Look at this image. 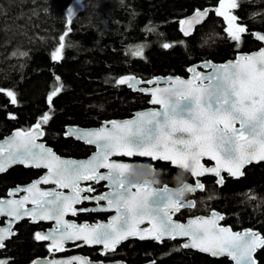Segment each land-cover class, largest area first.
<instances>
[{"label": "snow or ice", "instance_id": "snow-or-ice-1", "mask_svg": "<svg viewBox=\"0 0 264 264\" xmlns=\"http://www.w3.org/2000/svg\"><path fill=\"white\" fill-rule=\"evenodd\" d=\"M239 6L238 0H218V6L195 10L193 15L181 20V32L190 36L195 26L201 24L210 12L222 17L227 27V37L237 45L248 29L238 23L232 9ZM72 11L69 9V23ZM69 28L59 36V45L51 53V59H63L67 47ZM255 40L264 43V34L252 33ZM164 43L163 48L173 47ZM27 55V53H20ZM132 55L143 57V45L137 46ZM210 69L200 72L198 68ZM189 79L169 78L164 87L139 88L141 83L153 85L159 81H142L134 76H124L115 81L117 86L127 85L136 91L151 95L150 103L159 109L141 111L134 118L110 121L98 129L80 130L69 128L67 135H75L85 143L96 146V152L88 160L62 159L51 148L37 143L44 135L42 126L51 119L45 113L28 130H17L11 138L0 143V173L15 164L43 168L47 173L27 187H17L8 192L9 197L26 193L19 199H0V217H8L0 226V250L5 241L15 235L13 225L25 217L33 223L54 221L47 233L36 232L37 241H51L50 253L64 251L66 242H82L83 245H102L101 255L115 252L118 245L131 237L140 240H164L187 238L184 248H196L212 256H227L233 264H260L256 253L264 250V234L247 229L233 232L219 221L224 217L213 211L210 216L193 217L187 223H179L173 216L182 208H195L196 201L185 197L203 192L206 185L200 180L205 175H214L216 183L224 184L223 171L234 178L244 175L245 165L264 161V47L252 54L239 55L235 61L216 65L205 62L189 67ZM60 80L59 76L55 77ZM63 86L54 87L47 97L51 108ZM10 102L17 104L16 93L0 88ZM9 119H16L9 114ZM114 156L150 157L152 161H169L181 171L176 179L179 186L154 187L157 180L143 183L130 182L131 177L147 171L156 176L150 164L118 162ZM215 161L207 167L202 159ZM106 171H101V170ZM190 173V184L185 174ZM106 182L103 193H97L92 183ZM54 184L53 190H42L41 184ZM82 183L84 186H82ZM67 189V193L61 191ZM92 193L94 195H87ZM84 201H95L99 207L77 208ZM103 201L105 204H100ZM31 204L28 208L26 205ZM114 211L106 223L76 224L65 217L78 212ZM148 222L149 228L140 225ZM77 246H81L77 244ZM0 264H12L11 258L0 257ZM33 264H40L33 261ZM46 264H94L84 257L49 259ZM102 264V262H101ZM155 264V262H153Z\"/></svg>", "mask_w": 264, "mask_h": 264}, {"label": "trees", "instance_id": "trees-1", "mask_svg": "<svg viewBox=\"0 0 264 264\" xmlns=\"http://www.w3.org/2000/svg\"><path fill=\"white\" fill-rule=\"evenodd\" d=\"M74 1L82 11L69 23L65 10ZM238 3L233 14L248 29L239 45L227 37L225 22L214 11L190 36L180 30L179 22L186 16L214 8L218 0H0V88L14 91L17 98L13 105L0 93V139L17 128L28 130L47 112L51 119L42 126L46 143L61 155L86 156L88 147L63 137L66 126L95 127L130 117L147 106L145 96L116 85L120 77H185L186 69L198 62H224L238 52L260 48L252 33L264 34V0ZM69 28L63 59L54 62L51 53ZM164 43L174 46L165 49ZM140 45L143 57L132 55ZM61 85L50 108L47 97ZM9 114L16 119H9ZM178 172L162 170L160 176L171 182ZM30 173L14 170L0 176V197ZM204 195L206 211L222 213L223 223L233 230L251 228L264 234V162L247 167L240 179L226 178L221 187L206 178ZM32 232L33 226L20 223L0 257L11 258L12 264H31L42 257L43 247ZM78 252L98 257L87 249ZM256 256L264 264V250ZM109 258L129 264H231L226 258L212 259L171 241L124 243Z\"/></svg>", "mask_w": 264, "mask_h": 264}, {"label": "flooded vegetation", "instance_id": "flooded-vegetation-1", "mask_svg": "<svg viewBox=\"0 0 264 264\" xmlns=\"http://www.w3.org/2000/svg\"><path fill=\"white\" fill-rule=\"evenodd\" d=\"M146 98H147V102H148V97H146ZM147 107H148V104H147V106L145 108H147ZM142 109H144V108H142ZM44 136H45V134H44ZM63 137L65 138L64 133H63ZM66 139H70V138H66ZM44 142L46 143L45 140H44ZM80 144H82V143H80ZM46 145L49 146V147H51L47 143H46ZM82 145H84V144H82ZM84 146L85 147H88L86 145H84ZM88 148H89V151L86 154V156H79V157L69 156V155L68 156L67 155H61V154L57 153L53 148L52 149L59 156H62V157H70V158H75V159H82V158L88 157L93 152V149L91 147H88ZM125 162H136V163H141V164H150V165H152L155 168V170H156V176L155 177H153L147 171H143V172L137 173V175H135V176L138 178V182H136V183H143L145 180H157L158 183H155L153 185L154 187H157V188H161V187H164L165 185H167L169 188H173L174 189V188H176V187L179 186L178 181H177L176 178H172L171 182H166L160 176L162 174L161 173L162 170H165V171H169V170H172V169L179 170L178 168L171 166L170 163H166V162H162V161H152V160H146V159H138V158H133V159L128 160V161H125ZM203 163H204L205 166L210 165V163H208L206 161H204ZM14 170H16V171H27V170H31L33 173L32 174L30 173V176H28V178L25 179V180H23L22 182L17 183L15 185L7 188L6 191H5L4 196H1V197L7 196V192L10 189L17 188L18 186L19 187H23V186H26L28 184H31L34 181L40 179L46 173V170H44V169H33V168H25L23 166H15V167L9 169L8 171H6L4 174H2L0 176H3L7 172H11V171H14ZM101 171H104V170H101ZM179 171H181V170H179ZM223 177H224V181H225L226 178H228L226 175H223ZM185 178L187 179V182L190 183V184H193L195 182L194 179L191 177L190 173H186L185 174ZM206 178L212 179L214 181V183L216 184V178H213V177H210V176H206V177L200 178V180L205 185H206ZM89 183H92V186L96 188L97 193H103V192H105L107 190L105 188L106 182H103L102 181L99 184H95L94 182H89ZM82 186H84V184H82ZM39 187L42 190H51L53 188H56V186L54 184H51V183L50 184H41V185H39ZM61 191H64L65 193H67L68 190L67 189H62ZM205 191H203V192H197V193H194V194L187 195L185 197V199L195 200L196 201V207L195 208H182L180 210V212L176 213L173 216V219L175 221L185 222L186 219L187 218H190V217H194V216H206V215H208L210 213V211H212V210L206 211V208H205V205H204V203L206 201V196L204 195ZM21 195H22V193H19L15 197H19ZM87 195H94V194L89 193ZM100 204H105V202L101 201ZM76 207L77 208L93 209V208H98L99 205L95 201H84L82 204L76 205ZM114 214H115L114 211H98L97 210V211H88V212H78V214L76 216H72V215L69 214V215H67L65 217V219H67V220H69L71 222H74V223H76L78 225L79 224H82V223L95 224V223H98V222H106V221H108L109 218L111 216H113ZM223 217H224V215H223ZM223 220H222V224H224L223 223ZM3 222H4V219L1 218L0 219V225L3 224ZM22 222H27L29 225L33 226V232H32L33 233L32 234L33 235V238H34V234L36 232L47 233L48 231H50L54 227V222H48V223L38 222V223H35V224L30 223L28 220H24ZM18 225H16L15 228H14L15 235H16V227ZM224 225H226V224H224ZM145 226L146 225H142L141 228H144ZM8 241H6L5 243H7ZM35 241L38 242L39 244H41L42 247H43V250H44L43 256L42 257H37V258H43V257H48V258H53V257H68V256H72V255H74L76 253L82 254V253H80L78 251L81 250V249H87L89 251H92V254L98 256V257L93 258L90 255H85V256H88L91 260H95V261H118V260H122V259H117V258H109L112 253H108L106 256L100 255V253H99L100 247L89 248V247H85L84 246L82 248H78L77 244H80V242H75V243H68V242H66L65 245H64V248H65L64 251L50 253L49 250H48V245L51 243V241H37L36 239H35ZM134 241H137V240H130V241H127L126 243H130V242H134ZM165 241H170V240H165ZM138 242H142V241H138ZM151 242H153V241H151ZM171 242H177L180 245V247L182 248L180 241H171ZM153 243H155V242H153ZM155 244H158V243H155ZM184 250H186V249H184ZM82 255H84V254H82ZM1 257H3V256H1ZM122 261H124V260H122ZM124 262H126V261H124ZM144 263H146V262H144ZM127 264H129V263H127ZM138 264H142V263H138Z\"/></svg>", "mask_w": 264, "mask_h": 264}, {"label": "water", "instance_id": "water-1", "mask_svg": "<svg viewBox=\"0 0 264 264\" xmlns=\"http://www.w3.org/2000/svg\"><path fill=\"white\" fill-rule=\"evenodd\" d=\"M69 9H71V11H72V16H71V19H72V18H74L75 16H77V15L82 11V5H81L80 3H78V2H76V1L72 2V3L67 7V9L65 10V14H66L67 18L69 17ZM204 9H205V8H204ZM199 10H203V9H199ZM193 13H194V12H193ZM193 13H191V14L188 15V16H186L183 20L190 18V17L193 15ZM68 19H69V18H68ZM206 19H207V18H206ZM206 19H205V20H206ZM205 20H204L201 24L196 25L195 28L201 26V25L205 22ZM180 29H181V25H180ZM192 32H193V31H192ZM254 33H261V32H254ZM261 34H263V33H261ZM253 38H254V36H253ZM254 40H255V39H254ZM255 41H257V42L260 44V48L264 47V43H262V42H260V41H258V40H255ZM260 48H259V49H260ZM259 49L255 50V51H252V52H238V53L235 54V56H234L233 58L228 59V60H226V61H224V62L216 63V62H213V61H211V60H204V61L198 62V63H196V64H193V65H191V66H189V67H194V66H197V65H203L205 62H211V63L216 64V65L226 64V63H228L229 61H235L236 58H237L239 55L252 54V53L258 51ZM189 67H188V68H189ZM188 68H187V69H188ZM187 69H186L187 75H186L185 77H184V76H180V75L155 76V77H153V78H151V79H149V80H153V81H157V80H158V81H159L158 84L148 85V84L141 83L138 87H139V88L164 87V86H166L165 81H167L169 78H175V77H180V78H182V79H189V78L191 77V73H189V72L187 71ZM209 70H210V69H205V68H202V67H201V68H198V71H200V72H202V73H203V72H207V71H209ZM125 76H133V75H125ZM122 77H124V76H122ZM134 77H135V76H134ZM120 78H121V77H120ZM136 78H137V77H136ZM137 79L141 80L140 78H137ZM142 81H148V80H142ZM122 86H124L125 88L129 89L130 91H132V92H134V93H139V94H142V95L145 96V97H148V102H147L148 107L133 112L132 115H131L130 117H127V118H116V119H111V120L104 121V122H103L101 125H99V126H95V127H81V126H78V125H68V126H66V127L64 128V136H65V138H70V139H72V140H74V141H76V142L82 143V144H84V145H86V146H88V147H91V148L93 149V152H92L88 157H86V158H82V159H75V158H70V157H62V156H59L57 153H55V151H54L51 147H49V146L46 145V143H45L44 140H43V139H44V135H43L42 137H39V138L37 139V143H42V144L45 145L46 148H51L52 151H53L56 155H58L59 157H61L62 159H71V160H76V161L88 160V159H89L92 155H94V153L96 152V150H97V149H96V146H95V145L87 144V143H85V141L82 140V139H77V137H76L75 135H67L66 133H67V131H68L69 128H77V129H80V130H93V129H98V128H100L102 125H104V124H106V123H108V122H110V121H113V120H115V121H124V120H127V119L134 118L135 114L138 113V112H141V111H147V110H151V109H159V105H153V104L150 103V101H151V95H149V94H147V93H145V92H143V91H136V90H133V89L129 88L127 85H122ZM35 124H36V123H35ZM35 124H33V125H35ZM33 125H32V126H33ZM32 126H31V127H32ZM31 127H30V128H31ZM30 128H29V129H30ZM17 130H22V129L17 128V129L12 130L9 134L3 136V137L0 139V143H2L4 140H6V139H8V138H11L12 135H13V133H14L15 131H17ZM42 130H43V132H44V134H45V131H44V128H43V127H42ZM133 158L151 160L150 157H139V156H137V157H132V158L124 157V156H114V157H112L111 159H113V160H115V161H118V162H125V161L131 160V159H133ZM157 161H162V162H166V163H170V164H171V162H169V161H163V160H157ZM204 161L210 163V165H208L207 167H213V166H215V161H212V160L208 159L207 157H204V158L202 159V163H203ZM263 162H264V161H260V162H255V161H254V162H252V163H250V164H247V165H245V167H244V169H243V172H244V170H245L247 167H249V166H251V165H257V164H260V163H263ZM15 166H23V167H25V168H33V169H37V168H34V167H26V166L23 165V164H15V165H12L11 167H9L8 170L11 169V168H13V167H15ZM171 166H173V165L171 164ZM173 167H176V166H173ZM176 168H178V167H176ZM40 169H43V168H40ZM178 169H179V168H178ZM8 170H7V171H8ZM44 170H46V169H44ZM102 170H103V169H102ZM179 170H180V169H179ZM104 171H106V170H104ZM4 173H5V172H4ZM4 173H0V175H2V174H4ZM46 173H47V170H46ZM46 173H45V174H46ZM45 174H44V175H45ZM44 175H43V176H44ZM222 175H226L228 178H231V179H234V180H237V179H240V178L243 177V176H241V177H239V178H234V177H232L231 175H229V173H228L227 171H223V172H222ZM43 176H42V177H43ZM206 176H210V177L216 178L214 175H205L204 177H206ZM200 178H202V177H200ZM216 179H217V178H216ZM87 183H89V182H87ZM31 184H32V183H31ZM82 184H83V183H82ZM216 184H217V183H216ZM29 185H30V184H28V185H26V186H23V187H27V186H29ZM217 186H218V187H221L222 185L217 184ZM13 189H16V188H13ZM13 189H10V190H13ZM53 189H55V188H53ZM53 189H51V190H53ZM10 190H9V191H10ZM9 191H8V192H9ZM8 192H7V196H5V197H1L0 199H11V198L19 199V198L23 197L24 195H26V193L19 192V193H22L21 196H19V197H9V196H8ZM19 193H17V194H19ZM26 207L31 208L32 205H31V204H28V205H26ZM110 211H112V210H110ZM213 211H215V212L221 214L220 212H218V211H216V210H212V211H210V213H209L208 215L203 216V217H208V216H210L211 213H212ZM114 215H115V214H114ZM114 215H113V216H114ZM221 215L223 216V214H221ZM111 217H112V216H111ZM111 217H110V218H111ZM194 217H198V216H194ZM1 218L4 219V222H3V224H1L0 226H4V223H5V221L8 219V217H0V219H1ZM110 218H109V219H110ZM190 218H193V217H190ZM190 218H187L185 222H182V221H177V222H179V223H185V224H186L187 221H188ZM24 220H28L30 223H33V222L30 220V218L25 217L24 219L20 220L19 222L15 223V224L13 225V231H14V232H15V230H14L15 226L18 225L19 223H21V222L24 221ZM38 222L48 223V222H54V221H47V220H45V221H38ZM38 222H36V223H38ZM106 222H107V221H106ZM106 222H103V223H106ZM98 223H100V222H98ZM33 224H35V223H33ZM54 224H55V222H54ZM82 224H85V223H82ZM219 224H220L221 226H223V227H228V228H230L233 232H243V231H245V230H247V229H251V228H244V229H242V230H233L231 226L222 224V220L219 221ZM142 225H146L144 228H149V227H150V225L148 224L147 221H145V223L141 224L140 227H142ZM252 230H254V229H252ZM255 231H256V230H255ZM12 237H13V236H12ZM12 237H11V238H12ZM186 239H187V238H184V237H178V238L175 239V240H170V239H166V240H170V241H180V242H181V246H182V245L186 242ZM9 240H10V239H9ZM130 240H137V241H153V242H155V243H158L157 241H155V240H153V239L140 240V239L137 238V237H131V238H129L128 240L123 241L121 244L126 243L127 241H130ZM7 241H8V240H7ZM164 241H165V240H164ZM5 242H6V241H5ZM77 242H79V241H77ZM68 243H75V242H68ZM121 244H120V245H121ZM158 244H160V243H158ZM80 245H81V246H79L78 248H82V247H84V246H85V247H89V248L100 247L99 253H101V249H102V247H103L102 245H92V246L83 245L82 242H80ZM120 245H118V247H119ZM48 246H49V245H48ZM118 247H117V248H118ZM182 248H183V249H186V250H191V251H194V252L200 253V254L205 255V256H208L209 258H212V259H222V258H226L231 264H233V262H232L227 256H212L211 254L206 253V252L199 251V250L196 249V248H184V247H182ZM258 251H259V250H258ZM61 252H62V251H61ZM110 253H113V252H110ZM100 255H101V254H100ZM256 255H257V253H256ZM72 257H84V258H87V259L91 260L88 256H85V255H82V254L76 253V254H74V255H72V256H68V257H53V258L43 257V258H36L34 261H39L40 264H46L47 260H49V259L62 260V259H69V258H72ZM91 261H93L94 264H101V262H102V264H127L126 262H124V261H122V260H118V261H95V260H91ZM32 264H33V262H32ZM142 264H153V262H146V263H142Z\"/></svg>", "mask_w": 264, "mask_h": 264}, {"label": "clouds", "instance_id": "clouds-1", "mask_svg": "<svg viewBox=\"0 0 264 264\" xmlns=\"http://www.w3.org/2000/svg\"><path fill=\"white\" fill-rule=\"evenodd\" d=\"M130 182L136 183L138 182V178L136 176L131 177Z\"/></svg>", "mask_w": 264, "mask_h": 264}, {"label": "rangeland", "instance_id": "rangeland-1", "mask_svg": "<svg viewBox=\"0 0 264 264\" xmlns=\"http://www.w3.org/2000/svg\"><path fill=\"white\" fill-rule=\"evenodd\" d=\"M233 10H234V9H232V10H231V11H232V13H233ZM214 13H215V12H214ZM221 18H222V17H221ZM222 19H223V18H222ZM223 21H224V20H223ZM226 27H227V25H226V23H225V28H226Z\"/></svg>", "mask_w": 264, "mask_h": 264}]
</instances>
